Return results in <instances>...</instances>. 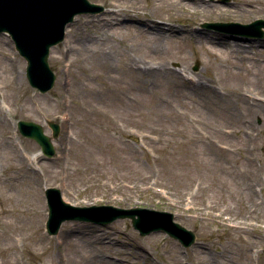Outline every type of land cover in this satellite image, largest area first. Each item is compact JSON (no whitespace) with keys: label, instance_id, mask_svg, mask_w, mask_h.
<instances>
[{"label":"rangeland","instance_id":"374dc122","mask_svg":"<svg viewBox=\"0 0 264 264\" xmlns=\"http://www.w3.org/2000/svg\"><path fill=\"white\" fill-rule=\"evenodd\" d=\"M90 1L103 10L75 15L50 48L46 92L0 32V264H264V38L198 49L222 36L203 22L264 18V0ZM131 16L184 29L190 20L201 34ZM18 119L48 134L59 123L51 158ZM45 186L75 205L171 211L196 242L140 235L128 217L65 220L48 234Z\"/></svg>","mask_w":264,"mask_h":264},{"label":"water","instance_id":"95a60500","mask_svg":"<svg viewBox=\"0 0 264 264\" xmlns=\"http://www.w3.org/2000/svg\"><path fill=\"white\" fill-rule=\"evenodd\" d=\"M101 9L100 4L89 0H0V31H7L11 35L17 50L26 59V77L30 85L42 92L53 85L55 75L48 63L50 47L63 39L65 25L75 14ZM206 25L246 35L264 34L261 29L264 28V19H255L249 23L230 21ZM49 125L52 135L56 136L58 125L54 122H49ZM17 127L21 134L35 139L46 155H52L54 148L50 136L43 132L41 124L19 119ZM45 196L48 205L46 228L49 233H55L65 219L105 224L117 217H130L132 225L141 235L164 230L178 238L183 246H189L195 240V233L173 221V214L168 211L140 206H74L63 201L60 190L55 187L47 188Z\"/></svg>","mask_w":264,"mask_h":264},{"label":"bare ground","instance_id":"6f19581e","mask_svg":"<svg viewBox=\"0 0 264 264\" xmlns=\"http://www.w3.org/2000/svg\"><path fill=\"white\" fill-rule=\"evenodd\" d=\"M173 1L179 3L182 0H171V2H173ZM245 2H246L247 5H251V2H249V0H245ZM111 11H115V10H111ZM221 12L222 11H220L219 13H221ZM129 18L137 21V23H138L139 26H147V25H149L147 20H150V19H148V18L147 19H142L143 17H138V16H136V17L131 16ZM189 21L190 20H188L186 22V25H185V26L188 27V29H184L182 26H178V27H175L174 25L165 26V25H163V24H161L159 22L158 23L156 22V23L152 24L151 25L152 27L151 26H147L148 27L147 29H156L159 32H162V31L163 32H165V31H176V32H178V34H180L181 37H183L184 36V33H187L186 31H189L190 29L196 30V33L201 34V32L199 31V29L196 26L192 25V24H195L196 22H193L192 21V22L189 23ZM106 22L111 24L112 23V19H109ZM133 26H134V24L131 23V26H128V27L129 28H132ZM213 31L214 32H216V31L221 32L222 33V36L220 38H213V39H211V38L208 37V38H206L204 40H201V41L198 40L199 41L198 49H200L202 51L203 50L209 51V52H212L214 54H217V53L219 54V53H221V51H223V52H225V51L229 52L230 49H227V47H226L227 44L228 45L231 44V47H232V50H233L234 49L233 47L237 46V42H238L239 38L241 36H243L241 34L227 32V31H222V30L215 29V28H213ZM150 32H155V30H150ZM154 35L155 36H162V34H160V33L154 34ZM243 38L245 40H248V39L250 40V38L249 37H245V35L243 36ZM183 39H186V37H184ZM188 70L189 69H183V72H181V73L185 74V72H186V74H189L190 75V80L197 82V86L198 87L199 86L202 87L201 86V81L199 80V76H197V79H198V81H197L193 77L194 74L191 73L190 71L188 72ZM33 157H34V155H31V157H29V158H32L33 159Z\"/></svg>","mask_w":264,"mask_h":264}]
</instances>
